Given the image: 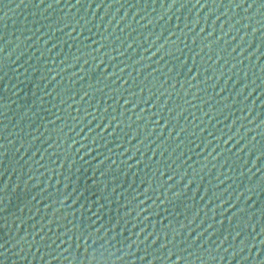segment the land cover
Segmentation results:
<instances>
[{"label":"water","instance_id":"obj_1","mask_svg":"<svg viewBox=\"0 0 264 264\" xmlns=\"http://www.w3.org/2000/svg\"><path fill=\"white\" fill-rule=\"evenodd\" d=\"M92 0H0V41L70 12Z\"/></svg>","mask_w":264,"mask_h":264}]
</instances>
